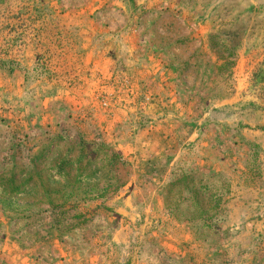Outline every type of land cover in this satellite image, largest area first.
Segmentation results:
<instances>
[{
  "label": "crops",
  "instance_id": "crops-1",
  "mask_svg": "<svg viewBox=\"0 0 264 264\" xmlns=\"http://www.w3.org/2000/svg\"><path fill=\"white\" fill-rule=\"evenodd\" d=\"M263 2L74 0L66 9L60 3V8L68 10L63 14L71 13L59 16L62 30L55 31L52 42L32 41L38 58L26 63L36 73L37 120L47 125L51 119L68 115L73 127L60 128L61 136L79 138L85 155L92 151L103 152L105 157L110 151L124 155L126 150L133 151L145 130L152 129L160 132L162 141L168 137L180 142L183 137L181 147L190 144L195 133L199 137L197 129L183 128L179 138L172 115L159 111H145L144 119L148 116L151 121L148 127L125 128L141 120L149 97L152 103L161 100L157 94L174 85L169 67L166 75H159L171 46L152 41L153 33L145 32L153 29L167 40L171 25H176L184 26L181 39L187 34L202 48L224 32L242 33L240 39L252 43L264 37ZM157 23L163 29H156ZM41 45L50 60L47 66L38 53ZM60 73L63 76L56 80ZM151 80L159 86L149 89ZM49 90L52 94L46 95ZM17 101L24 103L23 98ZM194 125H198L197 117ZM46 130L53 133L56 129ZM156 144L154 139L155 149ZM171 152L166 145L164 163H149L147 173L134 170L118 183L120 190L111 199L94 204L96 194L82 193L89 200L86 212L101 217L95 239L83 234L78 240H63L51 256L34 260L22 256L19 263L264 264V186H254L253 176L246 173L247 163H172ZM77 160L81 156L71 160L76 180L86 183L90 173L82 168L88 163ZM237 167H243V175L236 174ZM99 168L102 171L103 163Z\"/></svg>",
  "mask_w": 264,
  "mask_h": 264
},
{
  "label": "rangeland",
  "instance_id": "rangeland-1",
  "mask_svg": "<svg viewBox=\"0 0 264 264\" xmlns=\"http://www.w3.org/2000/svg\"><path fill=\"white\" fill-rule=\"evenodd\" d=\"M73 2L0 0V264H20L22 256L32 260L51 256L60 241L78 240L83 234L95 239L101 217L86 212L89 200H84L82 193L96 194L94 204L113 198L120 190L118 183L134 170L147 173L149 163H164L166 145L172 148V163H247L246 173L253 176L254 186H264V37L251 43L240 39L242 33L224 32L202 48L187 39V34L180 38L184 26L171 25L167 40L164 33L153 29L145 32L153 33L152 41L171 46L169 55L163 56L165 69L159 75H166L169 67L174 85L157 94L161 100L152 103L149 97L141 120L125 128L148 127L151 121L148 116L144 119L146 113L170 114L179 138L184 135L183 128L197 129L199 137L195 133L183 147L182 136L180 142L168 137L162 141L160 132L152 129L145 130L133 151L126 150L124 155L114 151L107 157L99 151L85 155L81 154L85 148L80 149L79 138L61 136L60 128L73 127L68 115L41 124L35 116V68L26 64L38 58L31 43L36 39L52 42L61 26L59 16ZM60 3L66 5L64 9ZM154 26L163 29L164 25ZM41 47L38 53L47 66L50 60L46 59L45 46ZM157 85L159 82L151 80L148 87ZM50 90L46 95L52 94ZM16 98H23V105L15 103ZM196 117L198 125L191 126ZM49 127L56 130L48 133ZM80 156L82 160L76 163H88L82 168L90 173L86 183L77 182L71 162ZM85 158L89 160L84 162ZM243 173V167H237L236 174Z\"/></svg>",
  "mask_w": 264,
  "mask_h": 264
}]
</instances>
